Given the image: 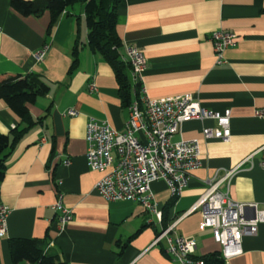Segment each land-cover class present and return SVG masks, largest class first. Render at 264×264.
<instances>
[{
    "label": "crops",
    "instance_id": "0c3cea01",
    "mask_svg": "<svg viewBox=\"0 0 264 264\" xmlns=\"http://www.w3.org/2000/svg\"><path fill=\"white\" fill-rule=\"evenodd\" d=\"M84 8V2L66 8L48 33L49 11L23 15L10 0H0V79L32 74L48 88L28 105L35 124L5 161L0 204L9 213L0 264H15L8 245L15 239L37 240L65 264H179L166 253L164 240L152 242L191 210L216 172L240 165L230 198L264 210V118L255 115L264 109V0H120L117 5L119 53L133 46L144 55L142 84L150 98L191 95L210 111L230 110L229 142L203 138L204 128L216 126L211 119L184 122L173 135V142L198 141L201 165L177 199L163 181L151 184L161 222L136 202H107L94 189L103 173L86 163V122L93 117L123 131L129 111L113 68L88 46ZM220 30L236 34L237 43L217 63L210 36ZM46 45L45 58L36 62L35 54ZM76 46L78 63L71 71ZM68 108L78 115L64 116ZM24 128L0 99V134L11 136L12 130ZM58 194L72 212L62 230L52 209ZM175 232L195 239V259L220 255L200 209L181 218ZM241 246L240 255L221 264H264V223Z\"/></svg>",
    "mask_w": 264,
    "mask_h": 264
},
{
    "label": "built area",
    "instance_id": "2783aa9c",
    "mask_svg": "<svg viewBox=\"0 0 264 264\" xmlns=\"http://www.w3.org/2000/svg\"><path fill=\"white\" fill-rule=\"evenodd\" d=\"M215 60L224 61V52L237 43L236 34L224 30L210 36ZM49 47L46 45L35 54L41 62ZM120 60L130 68L132 91L137 96L128 106L129 116L123 131L115 130L109 123L90 117L86 122L85 159L90 170L103 173L95 183L97 194L107 202L129 201L140 204L152 217L161 222L162 214L157 207L151 184L163 181L173 199L180 197L188 184L190 174L201 165L200 148L197 140L173 142L172 137L182 123L191 120L215 121L214 128H204L205 140L222 142L230 140V110L223 113L210 111L200 105L191 95L150 98L142 84L146 69V58L138 48L123 46ZM95 91L94 84L90 85ZM78 110L68 108L64 116L76 117ZM255 115L264 118V109ZM63 159L62 163H67ZM239 166L216 172L207 180V188L188 212L182 214L170 226L160 231L152 245L166 242V253L179 264H203L194 258L196 241L176 234L179 220L200 209L202 225L212 231L213 239L219 244L220 255L228 261L242 253V239L254 236L258 225L264 223V210L255 203L242 204L229 196L231 182L239 172ZM52 209L57 214L56 224L62 230L72 219V212L63 204L58 194ZM9 209L0 204V238L7 233ZM148 222H151L148 221Z\"/></svg>",
    "mask_w": 264,
    "mask_h": 264
},
{
    "label": "trees",
    "instance_id": "16d2710c",
    "mask_svg": "<svg viewBox=\"0 0 264 264\" xmlns=\"http://www.w3.org/2000/svg\"><path fill=\"white\" fill-rule=\"evenodd\" d=\"M120 0H42L25 1L10 0L11 6L23 15L40 16L45 11L52 14L53 20L49 24L50 32L55 20L66 8L77 2H84L85 20L88 30V46L100 54L103 59L113 68L120 91L122 104L128 107L137 96L132 91L128 70L129 66L120 60L119 50L121 42L115 31L116 9ZM78 49H73V63L70 70L77 66ZM47 86L35 75L8 76L0 79V99L5 102L8 108L16 114L20 120L26 124L22 130L14 129L10 135L0 134V181L3 179L5 171V161L9 156L14 144L34 125V121L28 110V105L32 104L37 97L43 96L47 92ZM173 203V202H172ZM9 250L13 263L17 264L27 261L30 264H65L55 254L47 253L43 244L33 239H15L9 242ZM203 264H221L223 259L217 254L210 257L199 258Z\"/></svg>",
    "mask_w": 264,
    "mask_h": 264
}]
</instances>
